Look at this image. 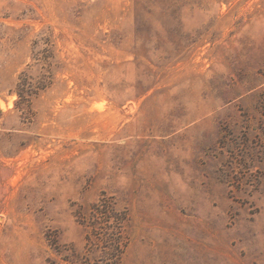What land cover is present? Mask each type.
Masks as SVG:
<instances>
[{"label":"rangeland","instance_id":"rangeland-1","mask_svg":"<svg viewBox=\"0 0 264 264\" xmlns=\"http://www.w3.org/2000/svg\"><path fill=\"white\" fill-rule=\"evenodd\" d=\"M0 264H264V0H0Z\"/></svg>","mask_w":264,"mask_h":264}]
</instances>
